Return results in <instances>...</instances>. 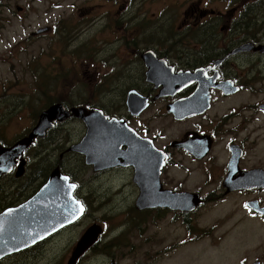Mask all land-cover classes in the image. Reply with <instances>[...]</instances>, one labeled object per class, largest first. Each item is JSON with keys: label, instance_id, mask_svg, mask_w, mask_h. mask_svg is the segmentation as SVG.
Returning a JSON list of instances; mask_svg holds the SVG:
<instances>
[{"label": "flooded vegetation", "instance_id": "flooded-vegetation-1", "mask_svg": "<svg viewBox=\"0 0 264 264\" xmlns=\"http://www.w3.org/2000/svg\"><path fill=\"white\" fill-rule=\"evenodd\" d=\"M19 7L23 13L25 8ZM70 8L67 14L58 9L47 12L51 18L32 33L44 37L35 46L27 44L26 50L37 48L39 58L47 59L37 71L94 74L92 80L79 81L83 87L94 89L105 85L107 76H114L118 89L124 92L117 100L124 113L112 115L104 107L102 113L125 121L163 155L161 183L170 205L135 213L134 218L146 219L148 241L137 242V230L136 243L131 241L129 219L117 229L118 235L111 233L117 226L103 224L98 240L71 261L68 254L73 256L90 227L84 228L90 214L88 194H80L78 182L75 197L86 209L81 217L44 240L0 256V264H42V249L50 242L59 248L53 260L46 258L47 264H86L90 259L98 260L97 264H174L192 250L188 245L195 246L203 238L216 249L220 264H235L237 259L240 264H264V255L256 253L264 243V0H73ZM156 21L177 28V33L161 41L151 40L150 30ZM108 46L112 53L104 56L109 53ZM149 51L168 67L147 57L148 76L145 54ZM29 57H25V65H29ZM200 68L209 69L206 75L210 79L204 80H212L203 93L206 100L201 110L179 115L170 112V105L187 101L197 92L192 102L196 106L203 103L198 91L201 83L193 80L171 87L164 82L165 76ZM130 91L148 100L139 115L128 109ZM150 108L154 113L146 121L144 133L132 120ZM156 122L161 123L159 128H153ZM260 144L263 148L258 150ZM63 157L61 152L59 158ZM211 159L216 161L212 175L208 173ZM16 169L0 176L1 187L9 194L7 199L0 195V213L23 204L45 183L34 184L16 176V186H10L9 177L16 175ZM26 170L27 166L24 173ZM135 192L134 200L139 195L137 186ZM175 201L178 206L173 205ZM215 208H224L222 216L209 221L207 213ZM176 228L180 232L172 236ZM72 229L78 237L68 236ZM172 238L179 242L172 244ZM242 246L250 251L238 258ZM193 251L197 256L193 264L207 261L203 250Z\"/></svg>", "mask_w": 264, "mask_h": 264}, {"label": "rangeland", "instance_id": "rangeland-1", "mask_svg": "<svg viewBox=\"0 0 264 264\" xmlns=\"http://www.w3.org/2000/svg\"><path fill=\"white\" fill-rule=\"evenodd\" d=\"M73 0H0V139L5 143H11L26 134L35 124L37 116L46 108L48 102L59 99H66L69 103V108H84L86 102L80 100L84 97L102 105L109 114H123L124 109L119 111L117 104L118 96L123 95L122 90L118 89L114 76H107L106 84L96 86L94 89L83 87L79 84L82 80H92L94 74L87 73L83 75H74L66 73L49 74L44 71H37V67L41 64L46 65L47 59L39 58V49L28 48L27 44L35 46L38 39L44 36L33 35L40 26L46 24L51 18L47 12H64L67 14L71 8L70 3ZM59 4V5H58ZM61 5H63L61 7ZM19 6H23L25 11L21 13ZM58 7V8H56ZM161 6L155 7L157 13ZM169 15L173 12L168 11ZM159 20L158 17L155 18ZM163 21V20H161ZM147 29V27H144ZM177 33V28L166 26L163 23L156 21L154 27L150 30L152 35L151 40L157 42L163 40L164 36ZM113 48L117 46L112 45ZM109 52L104 56H110L112 53L111 46L106 48ZM28 58L29 65H25V57ZM115 62L110 65H113ZM106 75H102L105 79ZM104 88L102 89V86ZM102 101V102H101ZM57 107V106H56ZM56 111V110H55ZM61 114L63 109L58 110ZM154 111L150 108L140 118L132 120V124L138 126L144 133L147 132L145 123L150 119ZM61 116V115H60ZM99 119V118H97ZM100 120V119H99ZM101 121V120H100ZM102 122V121H101ZM153 128H159L160 122L152 124ZM86 131L85 124L82 120L71 117L68 120L59 123L53 131L46 137V147L34 146L30 153L26 155L29 160L26 174L23 179L34 184H38L44 177V173H49L59 160V154L69 148L72 144L79 142ZM57 138L62 139L63 147L61 149L56 146L53 141ZM38 144V143H37ZM263 144L258 146L263 148ZM216 167V161L211 159L209 163L208 173L212 175ZM63 168L74 175L82 183V192L88 194V202L90 205L89 217H86L87 224L84 228L91 226L96 222L103 223L106 227H116L111 233L119 234V230L125 225V220H130L132 234V242L143 243L148 241L149 226L146 219L136 217L134 206V195L136 186L133 183V172L130 168L110 169L106 171L95 170L91 165L84 163V157L75 152L68 153L63 161ZM40 171L39 174L37 172ZM196 178H200L196 176ZM138 188V187H137ZM213 209L207 213V217L217 219L222 216L224 210L217 211ZM206 209L203 210V213ZM128 224H126L127 226ZM141 229V230H140ZM135 230L139 232L138 238L135 241ZM173 230V227H171ZM177 235L180 231L178 228L174 230ZM196 236V234H194ZM68 236L78 237L75 229L68 232ZM183 236V234H182ZM172 244L179 242L176 238H172ZM229 240V239H228ZM208 240L201 239L195 246L188 245V253L184 254V259H178L174 264H193L197 256L194 255L193 248L203 250L204 255L208 257L204 264H220V257L217 256V251L214 247L206 244ZM60 243V242H58ZM222 243H226V239ZM65 244V243H63ZM62 244V245H63ZM184 246H180L179 249ZM45 249H42V264H47L46 258L53 260V254L59 248L56 243H48ZM217 248V247H216ZM75 249V248H74ZM178 249V250H179ZM73 250V249H72ZM250 249L242 248L239 250L238 258ZM190 253V254H189ZM256 253L264 255V243L258 248ZM73 255V254H72ZM177 257V255H175ZM203 256L205 260L207 257ZM71 257V252L68 254ZM91 258V257H90ZM98 260L88 261L86 264H97ZM235 264H240V259H237Z\"/></svg>", "mask_w": 264, "mask_h": 264}, {"label": "water", "instance_id": "water-1", "mask_svg": "<svg viewBox=\"0 0 264 264\" xmlns=\"http://www.w3.org/2000/svg\"><path fill=\"white\" fill-rule=\"evenodd\" d=\"M239 50L240 49H237V51ZM131 98L132 97H130V108L132 109L134 108V106L135 108L140 107L139 103L135 102V100L133 101L135 102V104L132 103L133 98L132 99ZM178 107L179 105H175L174 109H177ZM62 109H63V113L61 114L58 110L62 111ZM72 113L85 121V123L88 126V134L83 139V141H81L79 144L73 145L70 149L72 150L75 149V151L78 150L81 153H85L86 156L88 155L87 156L88 158H86L87 163L93 164L95 170L97 168L99 169L100 167L98 166V160L96 158V155L90 150H85L84 144L90 132L89 117L93 115L101 116L102 111H98L97 109L88 110L84 108H73ZM70 115L71 114L66 112L65 109L60 104L51 106L49 109L45 110L40 115L39 124L34 128V130L31 132V134L28 137L18 141L17 143H15L13 146L10 147H5L0 144V176L3 175L4 173H10L13 170L16 163L19 164L17 176L21 175L24 170V165L26 163V160L23 159V153L27 148L31 147L34 144V138L39 135L44 136L47 128H49L50 125H52L54 120H63L66 117H69ZM43 122H44V126L45 124L47 125L46 128H41ZM7 152H12L13 158H11V155H7L6 154ZM4 166H6L7 168L5 167V169L2 170V167ZM57 182H60L63 185H67L68 187H70L71 185L72 189L71 190L66 189L64 195L60 194L59 189H56L58 191L52 189L57 184ZM75 187L76 186L74 184L69 183V177L62 175L59 169H55L52 172L48 183L29 202L16 208L8 209L0 215V232L5 233L6 243L7 244L12 243L15 237H18L20 234H23L22 228L24 229V234L27 233V235H31L33 233L40 232L42 230V226L51 227L55 225L57 222H60L62 220H65L66 223H71L74 220H76L81 215L82 211L80 212V210H78L76 207L74 208L72 207V204L74 205V203L71 198ZM41 197L43 198V201H41L42 200ZM37 200L38 202H36ZM143 204L144 203L141 200L138 201L139 207H143L144 206ZM24 207H28L27 210H24ZM33 212L36 213V217H38L37 220L39 222L38 229L36 232L30 230L26 226V220L29 217L33 216ZM41 217L43 218L47 217V219H43ZM48 218H51V220H49ZM100 232L101 229L99 225L91 226L86 231L85 235L83 236V239L79 242L77 246V252L75 255H78L83 251L87 250L89 246L98 238Z\"/></svg>", "mask_w": 264, "mask_h": 264}, {"label": "bare ground", "instance_id": "bare-ground-1", "mask_svg": "<svg viewBox=\"0 0 264 264\" xmlns=\"http://www.w3.org/2000/svg\"><path fill=\"white\" fill-rule=\"evenodd\" d=\"M151 67H152V71H153V66L151 65ZM165 77H166V79L164 82L168 83L169 78H168V76H165ZM204 77L205 76H203V75H199V82L201 83V89H199V93L201 94V99L203 102L206 99L205 96L203 95V93H204V86L207 83V81L204 80ZM94 132H95V136H96V141L93 143V145L95 147H99L102 145V150L106 147L113 146L118 141L117 130H116L115 126H113V125L102 126V127L96 126L94 128ZM125 153L131 154L132 156L137 158L138 162L136 163V166L138 169V180L141 183V185L143 186L144 194L148 193L149 196L152 197L153 188L152 187H150L149 189L147 188L145 181L143 179V175H144V173H147L149 171V169L152 168L153 162L146 161L142 158V149L136 143H128L127 144V151ZM102 159H107V156H104ZM115 161H116V163H118L117 160H115ZM102 166H103V164H102ZM150 172H151V170H150ZM41 218H43V217H41ZM32 219L34 221H36L38 219V217L34 216V217H32ZM43 219H46V218H43ZM27 221H30V218H28ZM23 242H25V241L18 240L14 244V246L21 244Z\"/></svg>", "mask_w": 264, "mask_h": 264}, {"label": "trees", "instance_id": "trees-1", "mask_svg": "<svg viewBox=\"0 0 264 264\" xmlns=\"http://www.w3.org/2000/svg\"><path fill=\"white\" fill-rule=\"evenodd\" d=\"M61 99H59V100H56V101H51V102H57V101H60ZM50 102V103H51ZM46 139V138H45ZM45 139H42V140H39L37 143L38 144H36L37 146H42V147H46V145H47V140H45ZM0 141H2L1 139H0ZM2 143L3 144H5L3 141H2ZM53 143H55L56 144V146L57 147H59V148H61V149H65V147H63V143H62V139L61 138H57V139H55L54 141H53ZM7 145V144H6ZM35 148V147H34ZM40 173V171H38L37 172V174H39ZM45 175H44V177H43V180H46L47 178H48V176H49V173H44ZM17 178L15 177V176H13V175H11L10 177H9V183H10V181H11V183H10V186H16V183H17ZM13 183V184H12ZM2 184H0V195H2L3 197H4V199H7L8 198V196H9V194H6L4 191H3V189H2Z\"/></svg>", "mask_w": 264, "mask_h": 264}, {"label": "snow or ice", "instance_id": "snow-or-ice-1", "mask_svg": "<svg viewBox=\"0 0 264 264\" xmlns=\"http://www.w3.org/2000/svg\"><path fill=\"white\" fill-rule=\"evenodd\" d=\"M74 187V186H73ZM246 207H247V205H246ZM33 242H35V241H33Z\"/></svg>", "mask_w": 264, "mask_h": 264}]
</instances>
